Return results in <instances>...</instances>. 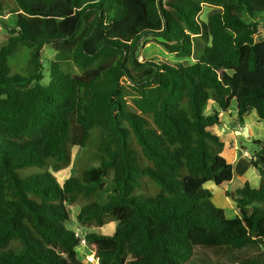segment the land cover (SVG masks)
Returning a JSON list of instances; mask_svg holds the SVG:
<instances>
[{"label": "trees", "instance_id": "trees-1", "mask_svg": "<svg viewBox=\"0 0 264 264\" xmlns=\"http://www.w3.org/2000/svg\"><path fill=\"white\" fill-rule=\"evenodd\" d=\"M260 21L264 0H0V264H81L71 205L98 264H264V140L238 217L205 186L233 177L205 107L235 100L239 122L249 108L264 121ZM151 40L182 63L139 61Z\"/></svg>", "mask_w": 264, "mask_h": 264}, {"label": "crops", "instance_id": "crops-1", "mask_svg": "<svg viewBox=\"0 0 264 264\" xmlns=\"http://www.w3.org/2000/svg\"><path fill=\"white\" fill-rule=\"evenodd\" d=\"M206 108L207 113L211 112L212 109L219 110L220 123L213 126L212 130L224 143L222 155L231 164L233 177L230 181L219 185L209 181L205 186L212 193V201H215V205L223 209L226 217L235 218L239 216L234 197L235 190L242 187L245 183L252 187H256L258 184L259 176L257 171L251 165L250 158L244 155V151L253 156L254 153L248 149L249 144L254 143L256 140H264V121L259 118L254 108H249L244 115L243 121L239 122L235 100L231 101L226 111L220 110L213 101ZM71 218L75 220V217ZM77 254L81 264H83L87 255L86 247L78 245ZM96 263L98 264V260Z\"/></svg>", "mask_w": 264, "mask_h": 264}, {"label": "rangeland", "instance_id": "rangeland-1", "mask_svg": "<svg viewBox=\"0 0 264 264\" xmlns=\"http://www.w3.org/2000/svg\"><path fill=\"white\" fill-rule=\"evenodd\" d=\"M214 9L211 7H204L200 13V16L202 19H205L208 14L212 13ZM7 33L5 30L0 28V44L3 42V39L7 37ZM256 39L261 40L264 39V21L259 22V30L256 34ZM140 57L139 61L144 60L145 58H151L155 60H167V61H174V62H181L183 61L182 58H177L175 55L167 53L156 41L151 40L149 42L143 43L140 45L139 43V48H138ZM54 56V51L49 45H45L42 50V59L44 64H48L49 61L53 58ZM29 58V49L27 47H20L13 55L9 57V66H10V75H13L15 73H23L25 72V67L27 65V61ZM186 61V60H184ZM182 63V62H181ZM69 71L77 72L75 67H69ZM44 79L42 80L43 84H46L49 80L48 77V70H44ZM207 107V106H206ZM205 107L204 113H207V108ZM248 149L254 153L258 147L254 143H250ZM80 150L77 147H74L73 149V155L77 156L79 155ZM86 164H90L92 162L86 160ZM43 168H36V167H27L24 169L19 170V175L22 177H27L28 175L38 173L40 171H43ZM71 172V168H66L64 170H61L59 172H55V176L58 179L59 182H63ZM214 204L216 203L215 201H212ZM69 213L71 217H75L76 213L78 212V205H71L68 207ZM116 225V222L112 221L102 227H96L94 228L95 231L102 233V234H109L114 231V227ZM68 228L74 230V229H81L77 227V224L75 220L71 218V221L67 223Z\"/></svg>", "mask_w": 264, "mask_h": 264}, {"label": "built area", "instance_id": "built-area-1", "mask_svg": "<svg viewBox=\"0 0 264 264\" xmlns=\"http://www.w3.org/2000/svg\"><path fill=\"white\" fill-rule=\"evenodd\" d=\"M244 155H246L248 158L252 157L247 151H244ZM84 233L85 231L81 229H74V235L80 239L79 244L82 246L86 245ZM96 262H97V258H95V256L91 254H87L85 258V262L83 264H97Z\"/></svg>", "mask_w": 264, "mask_h": 264}]
</instances>
